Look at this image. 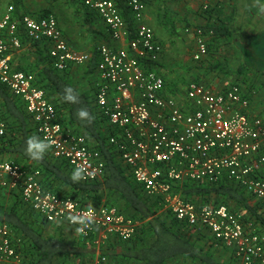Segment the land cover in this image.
Wrapping results in <instances>:
<instances>
[{
    "label": "built area",
    "instance_id": "1",
    "mask_svg": "<svg viewBox=\"0 0 264 264\" xmlns=\"http://www.w3.org/2000/svg\"><path fill=\"white\" fill-rule=\"evenodd\" d=\"M83 1L101 17L114 42L127 43L121 49L109 44L98 48L100 81L95 106L116 131L109 145L145 195L159 199L177 220L199 232H209L216 242L234 251L240 264H264L261 226L244 221L225 205L198 206L177 189L185 183L217 185L227 181L251 195L264 212V178L259 173L264 166V118L253 116L244 88L231 85L217 92L205 83L191 81L183 99L166 96L164 76L150 69L160 62L164 50L145 22L150 0H125L137 23V35L130 40L128 23L115 0ZM21 32L31 42L46 43L54 69L61 72L84 65L90 56L70 46L55 15L17 19L11 6L0 17V83L23 101L38 133L56 140L51 148L56 159L66 160L73 170L87 162L90 175L82 180L85 183L104 180L107 167L103 154L60 122L55 105L36 86L33 73L16 69L15 54L25 47ZM206 33L198 31L195 62L209 54ZM7 126L0 119V136L6 134ZM0 188L19 191L23 201L48 223H64L75 231L80 225L67 217L87 212L89 207L46 189L39 169H26L4 159H0ZM92 207L95 223L83 233L76 232L91 239L96 248H104L111 239L129 242L136 235L139 221L115 206ZM20 245L9 226H0V264L21 263Z\"/></svg>",
    "mask_w": 264,
    "mask_h": 264
},
{
    "label": "trees",
    "instance_id": "2",
    "mask_svg": "<svg viewBox=\"0 0 264 264\" xmlns=\"http://www.w3.org/2000/svg\"><path fill=\"white\" fill-rule=\"evenodd\" d=\"M115 1L124 12L130 11L125 0ZM12 7L15 9L14 6ZM14 14L17 19H22L16 13ZM46 16L49 14L36 19ZM84 23L86 28L96 36L92 16L87 14ZM44 45L47 46L46 43L36 42V62H27V66L22 64L17 69L33 73L36 77V86L43 89L47 98L55 105L60 122L67 128L69 125L74 127L77 131H74L75 133L83 135L94 149L103 154L107 167L106 177L97 183H85L82 180L73 183L70 177L74 170L66 160L56 159L52 149L45 154L42 162L31 160L25 153L27 138L33 134L41 139L43 137L38 133L37 126L27 112L23 101L12 95L7 86L1 83L0 119L6 121L8 126L6 134L0 136V159H4L3 156L10 153H17L21 159L33 162L42 172V184L46 189L76 201L82 206L90 204L100 206L103 191L113 193L122 204L115 205L116 202L108 206H115L140 222L138 231L131 241H119L112 244L113 248L120 245L125 261L128 263L166 264L171 260L183 258L197 264H240L234 251L216 242L209 232H199L177 220L170 211L164 210V205L159 199H152L145 195L142 186L118 162L116 151L109 145V137L103 136L100 128L105 120L94 105V100L89 93L81 91L71 78L75 66L62 72L54 69L51 58L48 53L47 55L45 53L47 51ZM97 56V49H95L94 57L86 68V75L96 71ZM66 87H72L78 92L81 103L71 104L63 100V90ZM81 107L86 108L95 117L91 124L77 119L76 113ZM184 185L182 195L192 202L195 201L192 198L193 194H200V190L195 189L193 186L195 184L192 183ZM1 190L2 188L0 192ZM11 193H13L14 202L7 210L0 209V226L6 223L15 233V237L21 240L19 251L24 264H56L60 259L62 262L57 264H73L74 260L82 259L84 246L80 241L77 239L72 242L67 241L61 232L49 235L46 229L48 222L23 201L19 191ZM211 193L226 197L228 200H235L242 208L240 211L245 213L242 219L250 221L255 218L254 223L264 229V212H260L259 205L255 206L251 202V195H245L243 190L235 186H226L222 182L203 192L204 195ZM214 205H225L229 208L226 200L218 199ZM230 211L236 213L237 210L230 209ZM150 237H153L151 243ZM222 250L229 253V256L222 253L227 258L219 255Z\"/></svg>",
    "mask_w": 264,
    "mask_h": 264
},
{
    "label": "crops",
    "instance_id": "3",
    "mask_svg": "<svg viewBox=\"0 0 264 264\" xmlns=\"http://www.w3.org/2000/svg\"><path fill=\"white\" fill-rule=\"evenodd\" d=\"M11 3L13 5H9ZM260 4H264V0H260ZM7 5H9L10 7L14 6V13H16L20 18L24 16L40 18L47 13L49 15H55L63 32L65 30L66 33H69L66 28V17L72 16V13H74V11L80 9V11H82L83 23L87 14L92 16L94 30L97 33L96 36L99 35L107 37V43L103 44H109L117 49L127 47L126 41L114 42L111 39L104 21L95 11L89 10L83 4V0H0V17H3L8 12L10 7H7ZM121 10L130 29L128 40L133 39L137 35V23L135 22L131 11L124 12L123 9ZM145 22L155 31L157 39L159 40V42H161L164 48L163 54L160 58V62L153 65L150 69L156 70L158 73L164 76L166 81V96L176 98L178 97L179 99H183L185 86L188 83L186 82V85L184 87H181V81L183 80L180 79L179 73V75H172L170 73L168 74V72L164 73L163 70L166 67H171L172 63L184 65L185 63L189 62V60H192L191 65L193 69L191 71V75H193V78L189 79L188 81L205 83L207 86L212 87L217 92H222L226 87L231 85H240L244 88L245 94L250 97V100H252L255 93H253V90L257 91L256 96L253 98L250 104V110L253 116L264 118V116L262 115V113L264 112V106L262 105L263 98H260L259 100L257 99V95H264V86L261 85V83L264 82H258L257 80L253 79L254 77L251 75V81L248 79L246 80L247 75H243L242 80H230L228 77L226 79L220 80V78L217 77L216 74H213L215 68L208 70L210 68V65L206 64L209 63L211 59L210 64H214V66L212 67H221L219 64L221 62H224V64L232 65V74L235 73L236 75H238V78L241 77V75H239V72L237 71L236 73V69L234 68V66H243L247 64V55L243 54L240 43H244V45H246L248 49L251 48L250 46L252 44L264 45V13H261L259 11V6L255 3V0H150L146 11ZM200 29L207 32L205 37L207 38L209 47L208 56L200 61L203 64H198V62L193 61L194 59H192V56L189 55L191 50H193L192 54H194L197 48V36ZM209 31H212L213 33L210 34ZM88 32L92 34L89 30ZM21 37L23 43H25V47L22 51H19L15 54V60L13 63L16 69L19 67V65L21 66L22 64L27 66V62H36L37 58L35 52L36 43L29 41L24 32H21ZM66 38L68 40L67 36ZM99 46L100 45H98V47H95L98 54L96 71L90 75L85 74L84 76L86 78L84 79H81L77 76H71V78L78 85L81 91L90 94L91 98L94 100V105L96 87L100 81L98 73V65L100 62V55L98 52ZM44 47L46 48L47 52L45 53L47 55L48 48L45 45ZM87 55L90 56V60L87 61V63L82 66H74H89L94 57V51L91 55ZM226 68L227 71L230 70V67L227 66ZM247 73H250V70H247ZM232 74L230 73L231 76ZM227 81H230L232 83H229ZM104 120L105 121L101 125L100 130L103 132V136H108L110 138L116 131L110 125L107 119L104 118ZM68 127L72 131H76L74 127L70 125ZM80 134H82V132ZM262 155L264 156V150L262 151ZM3 158L9 161L16 162L26 169H39L33 162L21 159V156L17 153H10L3 156ZM117 159L118 162L125 169H127V171H129L127 165H125L119 155ZM260 169V176L264 178V166H260ZM223 183L226 186H234H232V184L227 181L222 182V184ZM193 186L195 189H199L201 192L200 194H193L194 196L192 197L195 200L193 201V203L197 204L198 206H215L214 204L217 203L218 199H220V201L226 200L230 209L237 210L234 214H241L242 216L245 215L243 211H240V209L242 208L239 206L240 204L236 203L235 200H228L226 197L224 198L222 196H217V194L215 193H211L210 195L203 194V192H205L207 188H212L216 185L195 184ZM184 187L185 185L183 184L182 186L177 187V189L180 193H183ZM11 192L13 191L4 189L1 190L0 209L7 210L12 206L14 202V196ZM245 195L249 194L245 193ZM102 197V205H114L116 202L117 203L115 205H118L121 203L113 193L108 192L107 190L103 191ZM251 202L255 206L259 205L260 212H262V207L253 197ZM124 214L129 215L126 212H124ZM254 220L255 218L251 219L250 221L254 222ZM3 225L7 224L3 223ZM46 229L49 235L61 232V235L67 241L72 242L74 241V239H77L78 241H80V243L83 244L84 248H82V259L74 260L72 262L73 264H131L125 261V258L122 254L123 249L120 247V245H116L114 247L115 249L112 247V244L119 242L118 239H111L104 248H96L93 245V241L91 239L81 237L73 228L64 223H48ZM149 242H153V237L149 238ZM222 253L226 256H229V253L225 250L220 251L219 255L222 256ZM101 258H105V261L103 263L100 262ZM58 262H62V259H60ZM58 262H56V264ZM15 264H24L23 258L21 263ZM166 264L197 263H192L191 261H186L183 258H178L175 260H171Z\"/></svg>",
    "mask_w": 264,
    "mask_h": 264
},
{
    "label": "rangeland",
    "instance_id": "4",
    "mask_svg": "<svg viewBox=\"0 0 264 264\" xmlns=\"http://www.w3.org/2000/svg\"><path fill=\"white\" fill-rule=\"evenodd\" d=\"M9 5H13L12 3ZM9 5H7V7H10ZM80 7V6H79ZM66 12V11H65ZM66 28L67 31L69 33H66L65 30V34L68 37V41L69 44L73 47V49H75L77 52L81 53V54H92L95 47H98V45H101L103 43H107V37L106 36H95L93 34H90L88 32V30L86 29L84 23H83V18H82V11H80V9H77L76 11H74V13H72V16L66 17ZM240 47L241 50H243V54L247 55V64L243 65V66H234V68L236 69V73L237 71L239 72V75H241L240 78H238V75H236L235 73L232 74V65H228V64H224V62H221L219 65L221 67H212L214 66V64H210L206 63L208 65H210V69L215 68L213 74H216L217 77L220 78V80L222 79H226L227 77L230 80H236V79H240L242 80L243 75H247L246 76V80H250V75L253 76L255 80H257L258 82H264V45H256V44H252L250 47L251 48H247L246 45H244V43H240ZM192 51H190L189 55L192 56L193 59V54ZM34 58V57H33ZM22 59V58H21ZM34 61V60H33ZM194 61V60H193ZM208 62V61H207ZM192 60L187 63H185L184 65H180V64H171L172 66L169 68H165L163 70V72H168V74H172V75H176V74H180V79L183 80L181 81V87H184L187 83H190L191 81H188L189 79L193 78V75H191V71L193 69L192 65ZM198 64H203L202 62H198ZM230 67V70L227 71L226 67ZM88 67V65L83 66V67H75L73 69V76H77L80 77L81 79L86 78L84 75L86 73V68ZM180 70V71H179ZM247 70H250V73H247ZM227 71V72H225ZM230 73L232 74V76L230 75ZM178 74V75H179ZM224 81V80H223ZM229 83H232L230 81H227ZM233 82H237V81H233ZM262 86H264V83H261ZM264 88V87H263ZM255 92V93H254ZM253 98L256 96L257 91L253 90ZM262 96V97H261ZM257 95V99L259 100L260 98H263V103L262 105L264 106V95L261 94ZM252 98V100H253ZM251 100V102H252ZM253 106V105H252ZM262 115L264 116V112L262 113Z\"/></svg>",
    "mask_w": 264,
    "mask_h": 264
},
{
    "label": "clouds",
    "instance_id": "5",
    "mask_svg": "<svg viewBox=\"0 0 264 264\" xmlns=\"http://www.w3.org/2000/svg\"><path fill=\"white\" fill-rule=\"evenodd\" d=\"M255 3L259 6V11L264 13V4H260V0H255ZM63 100L71 103V104H79L81 103L80 96L78 92L72 87H66L63 90ZM77 119L81 121H86L88 124L95 119L86 108H79L76 113ZM59 128V125L55 126ZM56 140L51 137H45L41 139L39 136L33 134L29 136L26 140V155L33 161L42 162L45 154L55 145ZM85 164L76 165L70 179L73 183H78L81 180H84L90 175L87 172V167ZM10 170V166H8ZM67 219L73 224H79L80 227L76 229L77 232L83 233L86 228H90L95 223L94 218V209L90 204L88 207V211L84 213H78L75 215H69Z\"/></svg>",
    "mask_w": 264,
    "mask_h": 264
}]
</instances>
